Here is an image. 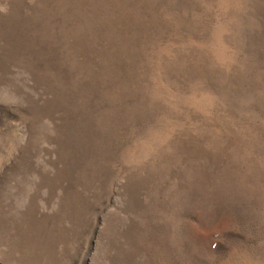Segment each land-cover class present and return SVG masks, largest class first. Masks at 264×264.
<instances>
[{"label":"rangeland","instance_id":"1","mask_svg":"<svg viewBox=\"0 0 264 264\" xmlns=\"http://www.w3.org/2000/svg\"><path fill=\"white\" fill-rule=\"evenodd\" d=\"M0 264H264V0H0Z\"/></svg>","mask_w":264,"mask_h":264}]
</instances>
